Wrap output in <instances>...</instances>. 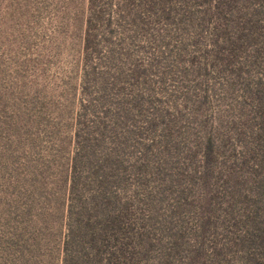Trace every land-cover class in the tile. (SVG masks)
Wrapping results in <instances>:
<instances>
[{"label": "rangeland", "instance_id": "obj_1", "mask_svg": "<svg viewBox=\"0 0 264 264\" xmlns=\"http://www.w3.org/2000/svg\"><path fill=\"white\" fill-rule=\"evenodd\" d=\"M0 264H264V0H0Z\"/></svg>", "mask_w": 264, "mask_h": 264}]
</instances>
